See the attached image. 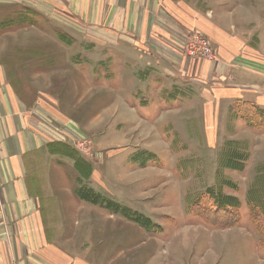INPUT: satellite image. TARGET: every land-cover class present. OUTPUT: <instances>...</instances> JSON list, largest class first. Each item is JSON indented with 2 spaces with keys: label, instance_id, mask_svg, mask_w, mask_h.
<instances>
[{
  "label": "rangeland",
  "instance_id": "374dc122",
  "mask_svg": "<svg viewBox=\"0 0 264 264\" xmlns=\"http://www.w3.org/2000/svg\"><path fill=\"white\" fill-rule=\"evenodd\" d=\"M0 79L30 114L27 182L57 250L107 230L97 207L127 242L113 264H264V116H242L264 113V0H0Z\"/></svg>",
  "mask_w": 264,
  "mask_h": 264
},
{
  "label": "crops",
  "instance_id": "0c3cea01",
  "mask_svg": "<svg viewBox=\"0 0 264 264\" xmlns=\"http://www.w3.org/2000/svg\"><path fill=\"white\" fill-rule=\"evenodd\" d=\"M29 121V112L0 79V264H34L37 260L55 264L49 253L54 258L59 256L56 264H113L125 252L127 242H121L124 237L111 235V216L97 207V213L108 220L107 230H97L85 246L55 248L47 232L44 207L27 182L31 177L27 159L37 144Z\"/></svg>",
  "mask_w": 264,
  "mask_h": 264
},
{
  "label": "trees",
  "instance_id": "16d2710c",
  "mask_svg": "<svg viewBox=\"0 0 264 264\" xmlns=\"http://www.w3.org/2000/svg\"><path fill=\"white\" fill-rule=\"evenodd\" d=\"M256 112H251L250 110H246L245 113H242V116L245 117L246 121H249V124L251 123L252 120L256 119V116H264V113L262 109L256 107L255 109ZM213 192H216L215 190L211 189ZM78 195L80 196L81 199L94 204V205H99L102 208H107L110 210H113L114 212L121 213L122 215L126 216L129 219L134 220L137 223H140L144 226H148L147 220L144 221L142 218L137 216L136 214L132 213L129 211L124 206H120L114 202H111L97 193L93 192L92 190L89 189H79L77 191ZM212 205L214 206V213L219 216H225L227 218L224 219L225 223L228 224V226H233L237 225L240 222V216H239V211H230L228 212V209L225 205V202L220 199L219 195H216V200L213 201ZM206 207V206H204ZM210 207H212L210 205ZM222 212V213H219ZM249 213H250V220L254 227L256 228L257 233L259 234V242L264 248V205L259 202H250L249 203ZM233 216V218L231 216ZM227 221V222H226ZM224 223V224H225Z\"/></svg>",
  "mask_w": 264,
  "mask_h": 264
},
{
  "label": "built area",
  "instance_id": "2783aa9c",
  "mask_svg": "<svg viewBox=\"0 0 264 264\" xmlns=\"http://www.w3.org/2000/svg\"><path fill=\"white\" fill-rule=\"evenodd\" d=\"M205 45V44H204ZM209 47H206V45L204 46V49H203V52H204V54H206V55H209V53H210V48L208 49Z\"/></svg>",
  "mask_w": 264,
  "mask_h": 264
}]
</instances>
